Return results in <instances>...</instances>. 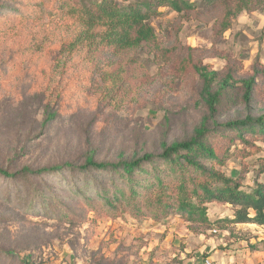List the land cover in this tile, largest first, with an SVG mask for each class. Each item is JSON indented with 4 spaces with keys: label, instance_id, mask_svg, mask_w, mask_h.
<instances>
[{
    "label": "rangeland",
    "instance_id": "1",
    "mask_svg": "<svg viewBox=\"0 0 264 264\" xmlns=\"http://www.w3.org/2000/svg\"><path fill=\"white\" fill-rule=\"evenodd\" d=\"M183 1L192 7L179 14L168 5L154 7L157 14L147 22L154 44L109 60L102 51L87 59L82 49L56 60L59 43L73 34L70 17L35 20L0 11V167L40 169L80 165L88 155L112 163L159 154L162 145L189 139L203 119L219 131L226 122L264 114V0H250L225 32V5L233 7L234 0L208 7L203 0ZM198 66L218 72L214 90L227 73L233 78L211 120L200 98ZM256 70L261 73L246 103L242 80ZM46 109L57 113L48 123ZM229 136L234 154L214 167L248 193L264 183L258 174L264 137L248 136L250 145L242 146L234 133ZM72 178L34 179L50 190L43 196L56 200L59 217L41 206L22 207L15 192L6 198L0 179V264H259L262 258L264 225L232 223L236 206L207 203V223L176 210L112 216L90 207L82 184ZM85 195L94 197L93 191Z\"/></svg>",
    "mask_w": 264,
    "mask_h": 264
},
{
    "label": "trees",
    "instance_id": "2",
    "mask_svg": "<svg viewBox=\"0 0 264 264\" xmlns=\"http://www.w3.org/2000/svg\"><path fill=\"white\" fill-rule=\"evenodd\" d=\"M214 2L203 0L206 7ZM233 3V7L225 5L221 32L229 29L232 17L249 9L250 0H234ZM166 5L178 14L192 7L183 0H26L13 4L9 0H0V11L35 20L52 16L70 17L73 34L59 43L56 60H67L81 49L87 59L92 60L102 51L109 54L106 59L109 60L126 50L154 44L153 30L147 22L157 14L154 7ZM154 50L163 53L158 47ZM194 69L202 81L200 98L211 120L222 105L232 83V75L227 73L217 82L214 90L218 72L204 66ZM260 73L256 70L254 77L242 80L246 103H249L254 78ZM56 115V112L46 109L45 123ZM230 133L235 134V140L242 146L250 145L248 136L264 137V114L256 117L246 115L243 119L226 122L219 131L210 129L207 119H203L189 139L164 144L159 154L144 153L112 163L97 162L92 155H88L80 165L63 163L40 169L26 166L8 171L0 167V179L6 185V198H12L15 192L18 203H24L22 207L33 210L41 206L58 214L57 217L61 213L59 215L57 211L56 198L53 196L54 203L45 200L43 193L46 186L34 179L42 182L46 175L69 173L72 179L82 184L84 190L81 195L88 205L103 209L112 216L128 211L138 218L157 217L176 210L184 213L189 220L198 219L207 223L205 205L215 201L238 207L232 223L264 225V183L255 184L247 193L241 190L239 182L214 167L215 164L223 165L234 154H229L227 147L234 146ZM258 174L264 175V161L258 162ZM87 191H93L94 197L86 196ZM24 264L29 263L24 261Z\"/></svg>",
    "mask_w": 264,
    "mask_h": 264
},
{
    "label": "built area",
    "instance_id": "3",
    "mask_svg": "<svg viewBox=\"0 0 264 264\" xmlns=\"http://www.w3.org/2000/svg\"><path fill=\"white\" fill-rule=\"evenodd\" d=\"M259 264H264V244H263L262 258H261Z\"/></svg>",
    "mask_w": 264,
    "mask_h": 264
}]
</instances>
